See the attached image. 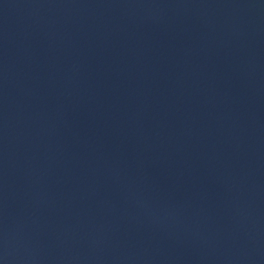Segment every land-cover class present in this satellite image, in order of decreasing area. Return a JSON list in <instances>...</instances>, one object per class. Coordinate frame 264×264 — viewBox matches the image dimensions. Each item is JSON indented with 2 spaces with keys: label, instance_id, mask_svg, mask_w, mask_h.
I'll use <instances>...</instances> for the list:
<instances>
[{
  "label": "water",
  "instance_id": "water-1",
  "mask_svg": "<svg viewBox=\"0 0 264 264\" xmlns=\"http://www.w3.org/2000/svg\"><path fill=\"white\" fill-rule=\"evenodd\" d=\"M0 264H264V0H0Z\"/></svg>",
  "mask_w": 264,
  "mask_h": 264
}]
</instances>
